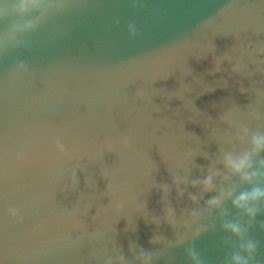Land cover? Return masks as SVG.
<instances>
[{
	"label": "water",
	"instance_id": "obj_1",
	"mask_svg": "<svg viewBox=\"0 0 264 264\" xmlns=\"http://www.w3.org/2000/svg\"><path fill=\"white\" fill-rule=\"evenodd\" d=\"M13 2L0 264H195L191 246L264 264V198L254 217L232 204L264 190V0H50L23 17ZM245 154L250 181L227 163Z\"/></svg>",
	"mask_w": 264,
	"mask_h": 264
},
{
	"label": "clouds",
	"instance_id": "obj_2",
	"mask_svg": "<svg viewBox=\"0 0 264 264\" xmlns=\"http://www.w3.org/2000/svg\"><path fill=\"white\" fill-rule=\"evenodd\" d=\"M46 4L50 7V0H14L11 7L13 11H16L20 16L23 17L31 12L38 10ZM2 14L3 6H0V15ZM32 26V21H27L24 23L23 28L29 29ZM131 34L134 35L135 33ZM253 146L254 151L258 153L262 148H264V139L253 137ZM227 163L234 173L241 175L244 181H250L253 176L257 175V173L249 174L247 171V169L251 168V157L248 154H245L239 159H229ZM205 183L210 184V180H206ZM229 195H231V193H229ZM261 198H264V190H261L260 188H253L251 191L241 192L238 196L235 197V199H233L232 204L238 209L246 210L247 214L254 217L256 212L253 208L249 207V204L258 201ZM208 203L210 205L216 206L219 205L221 201L218 197H214L209 200ZM223 227L226 230H230L237 236L243 234V230L239 223L225 222ZM256 247V243L251 240H249L244 246L245 251H247L249 254L254 253ZM188 255L195 262V264H203V261L199 258V254L195 251L194 246L189 247ZM231 259L235 262V264H248V259L241 257L239 254H233Z\"/></svg>",
	"mask_w": 264,
	"mask_h": 264
}]
</instances>
